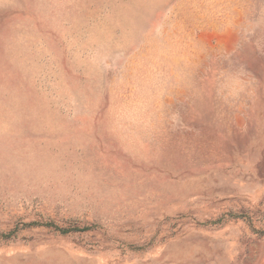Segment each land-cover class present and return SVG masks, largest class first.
<instances>
[{"label":"rangeland","instance_id":"374dc122","mask_svg":"<svg viewBox=\"0 0 264 264\" xmlns=\"http://www.w3.org/2000/svg\"><path fill=\"white\" fill-rule=\"evenodd\" d=\"M0 264H264V0H0Z\"/></svg>","mask_w":264,"mask_h":264}]
</instances>
